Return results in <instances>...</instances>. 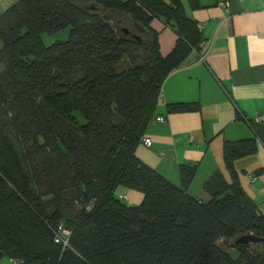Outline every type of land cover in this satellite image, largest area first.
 Masks as SVG:
<instances>
[{
    "label": "trees",
    "instance_id": "1",
    "mask_svg": "<svg viewBox=\"0 0 264 264\" xmlns=\"http://www.w3.org/2000/svg\"><path fill=\"white\" fill-rule=\"evenodd\" d=\"M86 1L17 0L0 14V252L26 264H264V216L235 167L256 154L254 138L224 145L228 178L208 177L206 201L187 192L195 166L180 167L178 187L135 154L164 80L200 51L198 25L181 0ZM97 9L126 15L150 41L118 35ZM155 20L176 36L164 57ZM119 189L143 199L127 203ZM233 239L237 259L218 245Z\"/></svg>",
    "mask_w": 264,
    "mask_h": 264
},
{
    "label": "crops",
    "instance_id": "2",
    "mask_svg": "<svg viewBox=\"0 0 264 264\" xmlns=\"http://www.w3.org/2000/svg\"><path fill=\"white\" fill-rule=\"evenodd\" d=\"M187 15L200 25L204 60L190 56L171 72L161 86L156 118L144 135L136 156L175 186H181L179 169L196 168L187 192L203 201L202 185L219 170L228 175L223 161L226 143L254 138V156L235 163L246 195L264 216V0H197L191 8L181 0ZM14 0L0 1V14ZM159 52L168 55L176 36L161 22ZM195 105L194 110L169 112L170 105ZM262 116V119L258 117ZM127 203L138 204L143 196L119 189ZM130 203V204H131Z\"/></svg>",
    "mask_w": 264,
    "mask_h": 264
},
{
    "label": "rangeland",
    "instance_id": "3",
    "mask_svg": "<svg viewBox=\"0 0 264 264\" xmlns=\"http://www.w3.org/2000/svg\"><path fill=\"white\" fill-rule=\"evenodd\" d=\"M16 1L17 0H14V2H16ZM71 1H74L76 4H78L80 6H86L87 5L86 0H71ZM88 5H90V4H88ZM97 10L113 26L114 30L116 31V33L118 35L122 34V30L125 29L129 32V35L132 37V39H135L136 37L143 40V41H147L150 39L148 37V35L146 34V32L144 30H142L141 27L133 24L126 15H123L120 13L109 12V11H102L101 9H97ZM66 35H67V31L60 33L58 35L57 34L53 35V36L42 35L41 39H42L44 45L49 46L52 43H54L55 41L65 40ZM1 70H2V66H0V72H1ZM131 204H135V203H131ZM235 241H236V239L222 240V241H219V243H218L220 248L226 250L232 259H237V257H238V252L236 251V249H234ZM247 247H248V250L252 251V252H259V251H261V248H262L258 244H249V245H247ZM0 264H8V258L3 257Z\"/></svg>",
    "mask_w": 264,
    "mask_h": 264
},
{
    "label": "built area",
    "instance_id": "4",
    "mask_svg": "<svg viewBox=\"0 0 264 264\" xmlns=\"http://www.w3.org/2000/svg\"><path fill=\"white\" fill-rule=\"evenodd\" d=\"M198 29L201 32L202 28H201L200 25H198ZM198 48L200 49V51L198 52V50L193 49L192 52H191V56L197 57L198 61L202 62L204 60V56L200 55V52L203 49H205V42L203 40L199 43ZM258 119H262V116L258 117ZM154 120L157 123H163L164 122V119L160 118V117H157ZM141 144L146 146V147H149L151 145V141H150V139L143 137L141 139ZM121 199L125 200V197H122ZM62 233L65 236H69V232H67V231H62ZM54 242H56V243L60 242V243H63L64 246H66V241H63L59 236H56V235H55V238H54ZM8 264H26V263H25L24 260L13 259V260H9Z\"/></svg>",
    "mask_w": 264,
    "mask_h": 264
},
{
    "label": "water",
    "instance_id": "5",
    "mask_svg": "<svg viewBox=\"0 0 264 264\" xmlns=\"http://www.w3.org/2000/svg\"><path fill=\"white\" fill-rule=\"evenodd\" d=\"M253 239L252 238H240L238 241H237V243H248V242H250V241H252ZM255 241V240H254ZM3 257H4V254L2 253V252H0V262L2 261V259H3Z\"/></svg>",
    "mask_w": 264,
    "mask_h": 264
}]
</instances>
